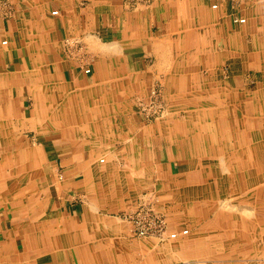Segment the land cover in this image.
Returning <instances> with one entry per match:
<instances>
[{
    "label": "crops",
    "instance_id": "obj_1",
    "mask_svg": "<svg viewBox=\"0 0 264 264\" xmlns=\"http://www.w3.org/2000/svg\"><path fill=\"white\" fill-rule=\"evenodd\" d=\"M151 1L0 0V264H264V0Z\"/></svg>",
    "mask_w": 264,
    "mask_h": 264
},
{
    "label": "built area",
    "instance_id": "obj_2",
    "mask_svg": "<svg viewBox=\"0 0 264 264\" xmlns=\"http://www.w3.org/2000/svg\"><path fill=\"white\" fill-rule=\"evenodd\" d=\"M132 6H139L142 4H148L151 0H128ZM212 2L213 8H218L219 4L217 0H209ZM241 0H233L232 4L236 5ZM56 13V12H54ZM235 22L245 23L246 18L235 17ZM89 71V70H87ZM164 100L161 97V91L158 86L152 88L144 100L139 102V110L142 115L150 120L162 117L164 111ZM122 220L128 224L131 232L138 237H156L161 240L165 238L177 239L180 236H185L189 233L188 228L183 230L170 231L169 224L166 217L158 210L154 199L151 197L140 198L135 206L122 214Z\"/></svg>",
    "mask_w": 264,
    "mask_h": 264
},
{
    "label": "rangeland",
    "instance_id": "obj_3",
    "mask_svg": "<svg viewBox=\"0 0 264 264\" xmlns=\"http://www.w3.org/2000/svg\"><path fill=\"white\" fill-rule=\"evenodd\" d=\"M151 3H152V1H150L149 4H151ZM158 88L160 89V91H161V97H163V100H164V105H165L164 111H165V113H164V115L162 117H159L157 119H150V120L146 119V122H148V123H154V122H158V121H162V120H165V122H166V120L170 117V115L172 113L170 103L168 102V100L165 98V96L163 94V88L160 87V86H158Z\"/></svg>",
    "mask_w": 264,
    "mask_h": 264
},
{
    "label": "bare ground",
    "instance_id": "obj_4",
    "mask_svg": "<svg viewBox=\"0 0 264 264\" xmlns=\"http://www.w3.org/2000/svg\"><path fill=\"white\" fill-rule=\"evenodd\" d=\"M160 87H161V86H160ZM168 114H169V113H168ZM102 161H104V159H102ZM7 182H8V181H7ZM37 183H38V182H37ZM40 185H41V184H40ZM226 200H227V199H226ZM226 200H224V202H223V200H222V203H225ZM227 201H228V200H227ZM227 201H226V202H227ZM225 204H226V203H225ZM225 204H223V205H225ZM229 204H230V202H229ZM220 205H221V204H220ZM225 206H226V205H225ZM227 206H228V203H227ZM227 206H226V207H227ZM233 206H234V207H233ZM233 206H232V207L235 209V207H236L235 204H233ZM221 207H222V206H221ZM230 207H231V206H230ZM222 208H223V207H222ZM236 208H237V207H236ZM231 209H232V208H231ZM237 210H240V209H237ZM176 247H177V246H176ZM181 256H182V255H181Z\"/></svg>",
    "mask_w": 264,
    "mask_h": 264
}]
</instances>
